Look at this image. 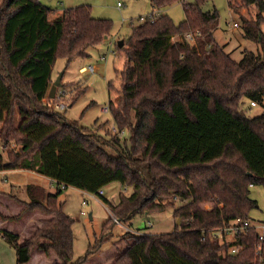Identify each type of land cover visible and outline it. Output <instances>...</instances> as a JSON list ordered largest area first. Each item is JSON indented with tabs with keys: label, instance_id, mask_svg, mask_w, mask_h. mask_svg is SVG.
Here are the masks:
<instances>
[{
	"label": "trees",
	"instance_id": "trees-1",
	"mask_svg": "<svg viewBox=\"0 0 264 264\" xmlns=\"http://www.w3.org/2000/svg\"><path fill=\"white\" fill-rule=\"evenodd\" d=\"M149 1L156 10L180 2L185 19L177 24L169 14L153 13L132 26L119 47L127 58L120 72V97L107 107L116 131L99 136L61 113H50L44 101L57 61L68 66L76 58L90 57L89 50L111 35L112 22L95 19L90 6L57 15L41 0H0V147L8 152L7 161L0 154V172L33 171L57 187L50 193L27 185L29 200L19 201L24 205L21 215L38 210L55 216V223L23 242L0 230L15 250L17 264L30 262L36 248L47 256L54 253L61 264H81L73 261L75 221L59 197L70 187L99 194L114 183L131 189L130 194L120 192L114 201L104 193L99 199L121 224L173 208L176 228L154 235L128 233L126 249L111 264H264V242L256 229L212 237L213 231L236 221L264 223L251 218L258 208L251 189L264 188V0H239L244 9L258 10L255 19L242 20L244 36L260 47L258 53L246 50L240 62L214 36L219 15L204 11L207 0ZM198 31L190 44L186 34ZM68 85L62 82V87ZM201 103L207 109L204 116ZM248 103L260 106L263 114L249 116ZM218 110L232 126L224 134L233 131L235 137L226 138L215 153L202 150L198 160L177 163V146L166 147L165 117L206 121L210 129L214 121L207 117L218 118ZM115 226L112 217L105 223L108 238Z\"/></svg>",
	"mask_w": 264,
	"mask_h": 264
},
{
	"label": "rangeland",
	"instance_id": "rangeland-1",
	"mask_svg": "<svg viewBox=\"0 0 264 264\" xmlns=\"http://www.w3.org/2000/svg\"><path fill=\"white\" fill-rule=\"evenodd\" d=\"M187 1L188 4L195 3V0ZM41 2L54 9L59 15L70 8L90 6L91 15L95 19L110 20L113 24L109 39L100 47L91 48L89 50L90 57L76 58L68 66L65 60L59 59L57 61L54 71L55 80L61 72H64L63 84L72 85L61 87L68 92V95L61 100L58 98L59 91L57 90L54 99L47 97L44 101L50 113H61L70 121H75L99 136H105L106 130L113 129L114 131L115 128L112 116L109 111H105V108L109 107L111 101L114 104L118 103L121 89L120 72L124 69L127 61L125 52L119 48V43L124 41L125 45V40L131 34L132 26L140 25L143 22L141 18H146L152 13V5L149 0H120L121 9H118V0H41ZM231 6L232 8L228 4V0H207L203 9L211 12L218 11L219 23L214 30V36H216L218 43L224 46L225 52L229 53L235 61L240 62L243 60L246 50L255 53L260 52L259 45L244 36V21L242 20V17L255 19L258 10L255 7L244 9L239 0H232ZM233 7H236L239 12L234 11ZM154 13L155 15L169 14L177 24L182 23L185 19L184 6L180 2L166 9H155ZM235 24L238 27H235ZM261 29L264 33V23ZM174 41H179V38H174ZM91 66L96 67L95 72H81L82 67L89 68ZM79 94L81 96L73 104L74 98ZM62 103L66 105V108L58 109L56 106ZM201 105L199 110L203 111L200 113L204 116L207 112L206 105L204 103L205 108H203V103ZM179 108L181 105L177 104L174 109L175 112L179 113L181 111ZM246 108L249 116L255 117L263 114L260 106L252 107L248 103ZM220 110L223 111L221 108ZM159 113L162 116L165 112ZM223 113L226 114L224 111ZM223 113L218 110L216 115L218 118L207 117L209 120L206 118L208 122L214 121L210 129L208 128L210 125L206 121L201 122V124H193L187 118L177 117L172 120L165 117V121L161 125L169 135L166 137V147L168 149L170 146H177L178 155H180L175 160L177 163H184L187 159L198 160L202 150L215 153L226 138L235 137L233 131L224 134L226 132L224 130H229L232 126L230 121L225 119ZM226 115L230 118L228 114ZM16 118L18 123L20 118L18 115ZM231 120L235 123L233 118ZM235 124L239 128L242 127L239 123ZM14 148L18 149V146L15 145ZM0 154L7 161L8 152L0 147ZM27 185L43 187L49 192H56L57 190L56 185L51 184L49 178L31 171H11L7 176L0 173V191L7 192L10 195L2 194L4 197L11 198L0 199L1 213L6 216H15L23 211L24 205L19 204L18 201L28 200L25 191ZM120 191L121 186L117 183L104 188L105 197L114 201L118 200ZM251 191L258 207L252 211L251 218L264 222V188L254 187ZM122 192H127L126 194L129 195L131 189L128 191L122 189ZM85 194L79 189L70 187L64 190L59 197L64 212L75 221L73 227L74 262L111 264L126 249V243L129 239L128 233L132 235L141 232L154 235L172 232L176 228L174 209L168 208L163 212L151 215H136L125 224L116 223L111 236L108 238V231H103L104 225L111 217L112 219L115 217L101 199L93 200ZM84 200L87 202L86 205L83 204ZM205 207L209 208L210 206L206 205ZM83 212L85 215L82 214ZM23 215L25 216L23 217ZM23 215L20 220L7 221L0 225L4 230L18 233L21 241L32 236V233L37 229L50 224L52 220L55 221L56 218L38 210H27L24 211ZM149 222L152 226H149ZM89 249L92 250L91 253H88ZM43 253L33 250L32 260L28 264H61L54 253L50 256L43 255ZM102 254H104L103 258H101ZM86 257H88L87 260H85ZM0 264H16L15 251L1 237Z\"/></svg>",
	"mask_w": 264,
	"mask_h": 264
},
{
	"label": "built area",
	"instance_id": "built-area-1",
	"mask_svg": "<svg viewBox=\"0 0 264 264\" xmlns=\"http://www.w3.org/2000/svg\"><path fill=\"white\" fill-rule=\"evenodd\" d=\"M228 2H232V0H228ZM122 7V4L120 2V0H118V9H121ZM147 19L146 18H141L142 21H145ZM235 27H238L237 24H235ZM200 35V32H196V33H187L186 34V37L188 39V42L190 44H193L195 43V39L196 37ZM96 68L94 66H91L87 69H84V72H95ZM59 91V92H58ZM58 98L61 100L62 98H64V96H67L68 95V92L63 89V88H59L58 89ZM253 106H256L255 103H252ZM58 109H64L66 108V105L65 104H60V105H57L56 106ZM106 112H108V108H105ZM114 131H116V129L114 128ZM125 191H127V189H124ZM87 197H89L90 199H93V200H99V197L103 196L104 195V190H101L99 192V194H90V193H86L85 194ZM83 204L86 205L87 202L86 200L83 201ZM83 215H85V213L83 212L82 213ZM114 221L117 223V224H120V222L117 220V219H114ZM251 228L253 229H256L258 232H259V238L261 241L264 242V223H252V222H248V221H236L234 222V224L232 225H229V226H226V227H222V228H219L215 231H213V234H212V237L213 238H219V237H224V236H227V237H234L236 234H239L241 232H246L248 230H250ZM140 233V232H139ZM238 250V248H235L233 250V253H235L236 251Z\"/></svg>",
	"mask_w": 264,
	"mask_h": 264
},
{
	"label": "crops",
	"instance_id": "crops-1",
	"mask_svg": "<svg viewBox=\"0 0 264 264\" xmlns=\"http://www.w3.org/2000/svg\"><path fill=\"white\" fill-rule=\"evenodd\" d=\"M188 2V1H187ZM152 5V4H151ZM152 9H153V11H152V13L151 14H153L154 13V7L152 6ZM57 15H59V14H57ZM109 39V38H108ZM108 39H106V40H108ZM98 47H100V46H98ZM98 47H96V48H98ZM126 60H127V58H126ZM95 67V66H94ZM96 68V67H95ZM84 69H87L86 67H82L81 68V72H83V73H86V72H84ZM123 69V68H122ZM121 69V70H122ZM120 70V71H121ZM54 71H55V69H54ZM96 71V70H95ZM119 71V72H120ZM118 72V71H117ZM65 74V73H64ZM54 80H55V78H56V75L54 74ZM63 78H64V76H63ZM62 82H64L63 80H62ZM14 171H23V170H14ZM28 171V170H27ZM11 171H3V172H0L1 174H3L4 176H7L9 173H10ZM31 172H33V171H31ZM33 173H36V172H33ZM37 174H39V173H37ZM43 176V175H42ZM50 180V182H51V184H53V185H56L51 179H49ZM4 181H6V179H4ZM25 191H26V189H25ZM83 193H86V192H84V191H82ZM120 192H122V187H121V191ZM119 192V193H120ZM2 193H4V194H7V195H10V194H8L7 192H4V191H0V199L1 198H6V199H11L10 197L8 198L7 196L6 197H4V195L2 194ZM50 193H55V192H50ZM27 194V193H26ZM105 196H106V194H105ZM15 200H16V198H15ZM29 200V199H28ZM27 200V201H28ZM20 201H26V200H20ZM18 203H19V201H18ZM19 204H21V203H19ZM22 210H24V209H22ZM22 212L23 211H21L18 215H15V216H6V215H4L3 213H1L0 212V225L1 224H3L4 222H7V221H17V220H20V218L22 217ZM19 215H21V217L20 218H16V219H13V218H15V217H17V216H19ZM25 215H23V217H24ZM55 221H56V219H55ZM55 221L54 220H52V222L51 223H55ZM0 230H3V231H7V230H4V229H2V227L0 226ZM8 232H10V231H8ZM11 233H13V232H11ZM13 234H16V235H18L19 237H20V235L18 234V233H13ZM33 234V233H32ZM1 237V236H0ZM2 238V237H1ZM27 239V238H26ZM4 240V239H3ZM25 240V239H24ZM23 240V241H24ZM5 241V240H4ZM23 241H21V237H20V242H23ZM6 242V241H5ZM7 243V242H6ZM8 244V243H7ZM9 245V244H8ZM10 246V245H9ZM11 247V246H10ZM12 248V247H11ZM13 249V248H12ZM14 250V249H13ZM15 251V250H14ZM35 251H38V252H41V253H43L44 251H42V250H40V249H38V248H36L35 249ZM43 255H46V253L44 252L43 253ZM101 254L99 253V256H100ZM103 255L104 254H102V257L101 258H103ZM15 256H16V253H15ZM32 256H33V253H32ZM47 256V255H46ZM31 260H32V258H31ZM30 260V261H31ZM113 261V260H112ZM111 261V262H112ZM29 263V262H28ZM27 263V264H28ZM16 264H17V258H16Z\"/></svg>",
	"mask_w": 264,
	"mask_h": 264
},
{
	"label": "water",
	"instance_id": "water-1",
	"mask_svg": "<svg viewBox=\"0 0 264 264\" xmlns=\"http://www.w3.org/2000/svg\"><path fill=\"white\" fill-rule=\"evenodd\" d=\"M123 46H124V41H121L119 43V47L121 48ZM63 76H64V72H61L58 75L57 79L54 81V83H53V85H52V87L50 89V92H49V98L50 99H54L56 97L57 90L62 87Z\"/></svg>",
	"mask_w": 264,
	"mask_h": 264
}]
</instances>
